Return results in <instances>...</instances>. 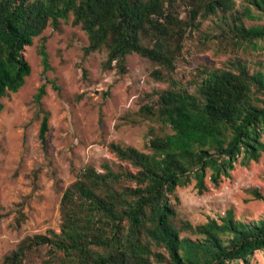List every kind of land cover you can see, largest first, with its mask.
<instances>
[{
	"label": "trees",
	"instance_id": "trees-1",
	"mask_svg": "<svg viewBox=\"0 0 264 264\" xmlns=\"http://www.w3.org/2000/svg\"><path fill=\"white\" fill-rule=\"evenodd\" d=\"M186 1L190 11L183 19L176 7L185 0H0V111L1 99L17 92L30 74L24 48L48 25L57 28L69 16L87 36L85 56L106 50V70L125 72L130 54L172 70L185 30L197 28L198 18L217 14L223 20L236 3ZM246 1L264 18V0ZM243 17L252 18L249 6L235 10L227 31L236 45L254 48L264 39V26L245 27ZM39 55L47 70L43 43ZM234 66L205 71L194 94L183 89L158 92L154 106L140 111L170 133L151 137L149 153L110 144L134 172L116 173L108 166L104 173L81 169L61 195L59 232L23 240L2 264H22L25 253L41 245L60 253L64 264H156L165 261L158 249L167 253L169 264H248L255 252H264V217L245 222L228 210L218 220L195 227L183 222L176 228L169 201L177 188L192 181L198 193L207 189L206 179L218 186L236 163L247 166L264 151V72ZM153 76L163 79L157 71ZM44 94L41 86L36 101ZM47 121L44 114L38 133L42 147ZM253 194L264 202V196ZM180 231L197 238H180Z\"/></svg>",
	"mask_w": 264,
	"mask_h": 264
},
{
	"label": "rangeland",
	"instance_id": "rangeland-1",
	"mask_svg": "<svg viewBox=\"0 0 264 264\" xmlns=\"http://www.w3.org/2000/svg\"><path fill=\"white\" fill-rule=\"evenodd\" d=\"M247 6L252 18L243 17V25L264 26L262 14L246 0H236L223 20L217 14L198 18L197 28L182 34L172 70L137 54L126 57L125 72L106 70V50L85 56L87 36L80 26L72 25L71 16L59 20L57 28L48 25L32 39L22 52L31 68L29 76L17 92L1 99L0 264L23 240L59 232L61 195L81 169L91 167L104 173L108 166L116 173L134 172L116 157L110 144L149 153L151 137L170 133L154 116L140 111L145 105L154 106L158 92L183 89L194 94L205 71L235 70L236 63L250 73L264 72V39L257 40L254 48L236 45L227 31L235 10ZM176 10L185 19L190 7L185 0ZM42 43L47 70L39 55ZM154 71L163 79L155 78ZM41 86L45 94L37 102ZM44 114L48 131L42 147L38 133ZM206 184L207 189L198 193L192 181L169 197L176 228L183 222L195 227L209 219L218 220L228 210L236 220L245 222L264 217V202L253 194L257 191L264 196V151L247 166L236 163L230 177L218 186L207 179ZM179 237L197 238L187 231H180ZM49 249V245L33 247L25 253L22 264H64L62 255ZM155 251L165 258L156 264H169L166 252ZM248 264H264V252H255Z\"/></svg>",
	"mask_w": 264,
	"mask_h": 264
}]
</instances>
